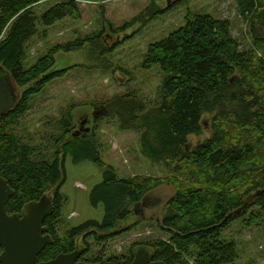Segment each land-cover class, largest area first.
<instances>
[{"label": "trees", "instance_id": "obj_1", "mask_svg": "<svg viewBox=\"0 0 264 264\" xmlns=\"http://www.w3.org/2000/svg\"><path fill=\"white\" fill-rule=\"evenodd\" d=\"M109 1L0 0V67L11 75L21 97L17 107L0 119V177L14 191L6 206L8 214H20L26 204L40 201L55 188V211L44 224L53 242L39 255L38 263L76 251L75 239L84 234L86 239L94 237L101 243L120 236L126 230L115 233L117 226L136 215L132 209L163 183L154 177L119 178L116 170L102 161L94 129L91 134H74L61 152L76 165L90 161L103 169L104 180L91 191L89 202L93 208L103 206L104 217L101 222L91 220L73 229L62 240L56 230L63 206L62 168L58 161L40 157L41 149L16 132L33 99L67 74L53 72L55 55L83 49L100 39L98 34L55 45L27 67V47L38 35L39 26L48 29L69 17L80 20L82 2ZM49 2L54 4L38 13L36 7ZM236 2L241 17L255 33L250 50H241L230 21L188 14L184 27L150 45L145 56L143 67L159 68L163 74L159 101L147 110L138 96L128 93L113 97L102 107L125 129L142 132V151L148 158L187 179L176 184L163 219L157 221L169 240L136 245L128 257L107 261L85 260L90 248L81 246L84 254L79 261L130 264L135 250L145 247L155 261L165 264H188L187 258L194 264H236L238 244L224 237V231L236 220H242L248 229L264 220V193L244 207L247 197L264 189V37L257 34L264 30V0ZM22 88L27 89L21 95ZM204 115H212L213 134L189 149V137L203 133ZM59 125L62 133L51 137L56 145L68 136L71 119L65 118ZM176 180L180 178L174 176L172 183ZM240 209L222 225L228 215Z\"/></svg>", "mask_w": 264, "mask_h": 264}, {"label": "rangeland", "instance_id": "obj_2", "mask_svg": "<svg viewBox=\"0 0 264 264\" xmlns=\"http://www.w3.org/2000/svg\"><path fill=\"white\" fill-rule=\"evenodd\" d=\"M180 1L82 2L80 20L69 17L48 29L39 26L38 35L27 47L25 65L30 67L55 45L100 36L83 49L55 55L53 72L67 71V74L54 80L33 99L32 108L16 128L25 142L41 149L40 157L50 162L56 160L62 168L63 206L56 224L60 239L64 240L73 229L88 221L101 222L104 217L103 206L93 208L89 202L91 191L104 180L103 169L90 161L76 165L61 152L76 132L91 134L94 129L102 161L112 166L119 178L154 177L163 181L132 209L136 215L132 214L117 226L115 233L126 230L120 236L104 243L94 237L86 239L85 234L75 239L76 247L90 248L85 260H121L128 257L136 245L168 241V235L157 221L163 219L166 203L176 193L177 186L187 181L182 174H171L164 165L148 158L142 151V132L125 129L117 117H108L103 104L128 93L138 96L147 110L159 101L163 74L159 68L145 69L143 62L149 46L184 27L188 14L230 21L232 36L239 41L241 50L253 47L255 33L241 17L236 0H188L182 4ZM53 4H40L36 9L43 13ZM257 34L264 37V30ZM26 89L20 90L21 95ZM65 118L71 119L72 127L68 136L56 145L51 137L58 138L62 133L59 123ZM211 118L212 115L203 116V133L189 137V149L212 136ZM174 176L180 178L179 182L172 183ZM54 189L47 195L52 197ZM224 237L238 244L236 264H264V220L250 229L244 227L242 220H236L224 231ZM187 263L194 264V260L187 258Z\"/></svg>", "mask_w": 264, "mask_h": 264}, {"label": "water", "instance_id": "obj_3", "mask_svg": "<svg viewBox=\"0 0 264 264\" xmlns=\"http://www.w3.org/2000/svg\"><path fill=\"white\" fill-rule=\"evenodd\" d=\"M20 98V92L11 75L0 67V119L17 107ZM262 193L264 189L251 194L244 207ZM13 195L14 191L8 181L0 177V248H3L0 264H98L79 261L84 254L82 247L69 254H60L53 260L38 263L39 255L53 242L49 235H45L47 230L44 224L55 211L54 200L45 195L40 201L26 204L20 214L10 215L6 206ZM240 212L241 209L228 215L222 225ZM130 264L165 263L155 261L151 250L138 247Z\"/></svg>", "mask_w": 264, "mask_h": 264}, {"label": "flooded vegetation", "instance_id": "obj_4", "mask_svg": "<svg viewBox=\"0 0 264 264\" xmlns=\"http://www.w3.org/2000/svg\"><path fill=\"white\" fill-rule=\"evenodd\" d=\"M83 126H84V125H82V126H80V127H82L81 129H83V131H84L85 129H84V127H83ZM82 134H85V133H82ZM82 134H81V135H82ZM75 135H78V136H79V135H80V133L76 132V133H75ZM44 227H45V226H44ZM45 228H46V227H45ZM46 230H47V231H46L45 235H49V236H50V237L53 239V237H52L51 233H49V230H48V228H46ZM2 252H3V250H2ZM2 252L0 253V255L2 254Z\"/></svg>", "mask_w": 264, "mask_h": 264}]
</instances>
